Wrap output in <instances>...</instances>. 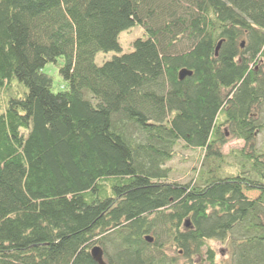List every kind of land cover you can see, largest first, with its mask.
I'll return each instance as SVG.
<instances>
[{
    "label": "trees",
    "instance_id": "1",
    "mask_svg": "<svg viewBox=\"0 0 264 264\" xmlns=\"http://www.w3.org/2000/svg\"><path fill=\"white\" fill-rule=\"evenodd\" d=\"M136 26L132 52L96 64ZM15 78L0 264H98L95 246L107 264H220L213 240L264 264V0H0V87ZM179 145L204 153L188 184L169 181Z\"/></svg>",
    "mask_w": 264,
    "mask_h": 264
},
{
    "label": "rangeland",
    "instance_id": "2",
    "mask_svg": "<svg viewBox=\"0 0 264 264\" xmlns=\"http://www.w3.org/2000/svg\"><path fill=\"white\" fill-rule=\"evenodd\" d=\"M146 37L145 31L141 26H136L129 31L121 32L118 37L121 51L98 53L95 58L96 64L102 65L104 62L113 59L114 56L132 52L134 49V41L139 38L144 39ZM59 61L61 62V60ZM45 72L54 78L55 93L61 92L65 89L64 87L66 84L59 74L57 65L52 63L46 65ZM26 91V87L21 82H19L16 78L13 79L9 85L0 87V106L5 104L9 97L23 95ZM228 138L229 142L224 146L223 151L227 156L230 157L232 152H238L244 147V142L241 140H234L231 138V136H228ZM257 147L261 151L264 150V132L258 136ZM203 155L204 153L200 149H186L183 145H179L177 147L176 157L166 165L171 171L169 181L180 184H188L191 181H194L196 170L203 167ZM229 160L231 162L233 161L232 158H229ZM238 171V168L232 169V173L234 174H236ZM245 194L249 199H254L259 195V193L256 191H246ZM209 243L216 250L217 261H219L220 264H233V250L228 243L225 244L219 240H213ZM166 253L168 255L175 254L170 247L166 249ZM179 263L184 264L185 261L182 260Z\"/></svg>",
    "mask_w": 264,
    "mask_h": 264
},
{
    "label": "water",
    "instance_id": "3",
    "mask_svg": "<svg viewBox=\"0 0 264 264\" xmlns=\"http://www.w3.org/2000/svg\"><path fill=\"white\" fill-rule=\"evenodd\" d=\"M221 42L218 44V47L216 49V52L218 53V50L221 46ZM193 72L189 71L188 69H183L179 72V78L180 80H184L186 77L192 76ZM187 226H189V223L186 224ZM146 240L149 242H153L154 239L150 236L146 237ZM91 254L93 256V259L98 263V264H107V262L104 260V251L102 249L101 246H95L92 251Z\"/></svg>",
    "mask_w": 264,
    "mask_h": 264
},
{
    "label": "bare ground",
    "instance_id": "4",
    "mask_svg": "<svg viewBox=\"0 0 264 264\" xmlns=\"http://www.w3.org/2000/svg\"><path fill=\"white\" fill-rule=\"evenodd\" d=\"M244 46V43H242V47ZM218 47V45L216 46V48Z\"/></svg>",
    "mask_w": 264,
    "mask_h": 264
}]
</instances>
